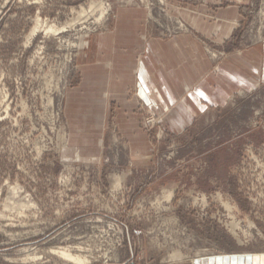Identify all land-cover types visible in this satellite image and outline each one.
Masks as SVG:
<instances>
[{
	"label": "rangeland",
	"instance_id": "rangeland-1",
	"mask_svg": "<svg viewBox=\"0 0 264 264\" xmlns=\"http://www.w3.org/2000/svg\"><path fill=\"white\" fill-rule=\"evenodd\" d=\"M92 2L106 8L102 23ZM236 4L0 0V264H75L65 250L86 264H196L264 252V64L256 86L241 85L182 132L145 110L155 166L132 165L118 140L106 143L101 161L79 159L70 145L69 99L88 41L139 11L151 35L200 40L215 67L232 51L264 56V0L238 3L242 19L223 43L174 10L217 22L213 10ZM151 118L156 124L146 126Z\"/></svg>",
	"mask_w": 264,
	"mask_h": 264
},
{
	"label": "crops",
	"instance_id": "crops-1",
	"mask_svg": "<svg viewBox=\"0 0 264 264\" xmlns=\"http://www.w3.org/2000/svg\"><path fill=\"white\" fill-rule=\"evenodd\" d=\"M232 1L236 6L213 10L217 22H206L189 8L174 10L197 33L223 43L242 19L238 3L249 0ZM125 16L78 55L69 99L76 105V114L68 115L70 145L79 159L101 161L106 143L118 140L127 145L132 165L155 166V147L143 128L145 110L163 127L182 132L241 85L256 86L264 56L257 48L232 51L215 67L194 36L162 40L149 33L139 11ZM196 264H264V252L218 255Z\"/></svg>",
	"mask_w": 264,
	"mask_h": 264
},
{
	"label": "bare ground",
	"instance_id": "bare-ground-1",
	"mask_svg": "<svg viewBox=\"0 0 264 264\" xmlns=\"http://www.w3.org/2000/svg\"><path fill=\"white\" fill-rule=\"evenodd\" d=\"M92 4H93V2H92ZM90 7H91V9L93 10V9H95L94 11H96V8H98L99 10H100V16H99V18L98 19H95V21H94V23H96V24H99V23H102L103 22V20H104V18H105V12L107 13V11H106V8L104 7V5L103 4H99V5H97V4H93V5H90ZM82 10H83V8H81ZM81 10V11H82ZM91 10L89 9V11L87 10V12H90ZM82 13V14H81ZM80 14H81V16L83 15V13H85V10H83L82 12H81ZM92 13V12H91ZM94 13V12H93ZM87 14V13H86ZM80 16V15H79ZM49 31L50 32H54V33H56V32H58L59 30L58 29H55V27H53V26H51V27H49ZM85 46H86V44H85ZM169 198V197H168ZM171 198V197H170ZM232 209V208H231ZM241 226V225H240ZM252 226V225H251ZM236 227V226H235ZM239 229V228H238ZM61 256L63 257V258H65L66 260H68V261H71V262H74L75 264H86V263H88V259L86 258V257H84V256H81V255H73V254H71L69 251H67V250H65V251H63L62 253H61ZM174 258H179V255H175L174 256Z\"/></svg>",
	"mask_w": 264,
	"mask_h": 264
},
{
	"label": "built area",
	"instance_id": "built-area-1",
	"mask_svg": "<svg viewBox=\"0 0 264 264\" xmlns=\"http://www.w3.org/2000/svg\"><path fill=\"white\" fill-rule=\"evenodd\" d=\"M145 124H146V126L155 125L156 120L154 118L148 119Z\"/></svg>",
	"mask_w": 264,
	"mask_h": 264
}]
</instances>
